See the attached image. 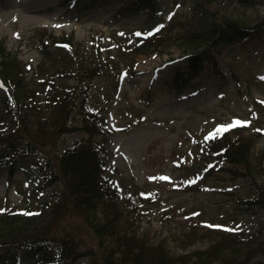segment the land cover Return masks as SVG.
<instances>
[{
    "label": "rangeland",
    "instance_id": "1",
    "mask_svg": "<svg viewBox=\"0 0 264 264\" xmlns=\"http://www.w3.org/2000/svg\"><path fill=\"white\" fill-rule=\"evenodd\" d=\"M129 1L0 0V49L5 48V58H16L20 63L6 84L11 87L29 67L32 76L25 82L30 81L29 87H35L34 81L48 83L38 75L42 54L48 51L51 59H57L55 55L60 52L49 47V39L70 42L74 55L63 51L66 57L59 60L64 65L75 56L84 65L108 64L106 73L99 75L96 71V77L85 82L89 85L86 111L105 109L111 153L107 174L121 196L138 192L127 198L128 207L124 205L138 233H148L180 254L215 242L222 230L205 225L239 226V230L248 232L264 230V210L249 202L255 197L256 187L264 184V8L254 0H245V5L236 0H158L157 10L141 12L143 20H139ZM20 14L35 20L25 22ZM224 22L232 31L259 28L237 42H212ZM153 26L152 38L146 34L137 44L131 38L135 30ZM189 44L193 46L188 48ZM207 48L212 54L219 49L214 54L215 62L204 60L190 76L183 56ZM178 71H184V75L178 77ZM178 78L188 83L180 85ZM56 85L65 89L74 86L73 79ZM42 98L38 114L30 111L26 124L29 138L37 141L41 150L40 142L49 136L57 137L56 149L81 138L77 131L55 134V121L61 114L46 108ZM75 110L69 116L70 125L81 119ZM234 119L249 121L247 127L226 133L230 139L241 134L254 140L255 169L251 177L239 165L237 156L231 158L236 164L213 159L210 140L204 139ZM6 125L18 133L13 123ZM25 131L18 134L24 136ZM16 136H0L1 159L4 154L10 159L22 156L10 152ZM4 137L10 138L5 144ZM45 149L53 150L49 145ZM210 161L213 165L207 171L205 165ZM155 177L169 179H152ZM13 179L10 183L7 170L0 168V215L5 212L8 216L13 211L24 221L29 215L21 213L33 211L23 210L17 186L21 183L23 190L29 184L20 171ZM191 180L196 183H188ZM50 195L47 190L39 197L49 200ZM79 222L74 218L59 222L42 218L39 223L48 226L50 232L46 227L40 232L48 233L46 238L55 237L52 234L71 231ZM26 233L0 236V264H56V256L35 253L37 230L32 227ZM81 235L93 245L89 231Z\"/></svg>",
    "mask_w": 264,
    "mask_h": 264
},
{
    "label": "trees",
    "instance_id": "2",
    "mask_svg": "<svg viewBox=\"0 0 264 264\" xmlns=\"http://www.w3.org/2000/svg\"><path fill=\"white\" fill-rule=\"evenodd\" d=\"M236 1L245 4V0ZM254 1L264 7V0ZM131 2L137 8L149 10H155L157 5L156 0ZM225 26L223 24L221 28ZM253 30L256 29H237L234 33L219 32L216 40L232 43ZM56 49L61 50L57 47ZM3 52L4 49H0V85H3L0 91V127L5 126L6 129L0 132V136L17 134L15 148L10 152L22 156L10 159L4 154L5 157L2 159L0 157V160H4L3 168L8 170L11 182L14 180L15 172L21 171L32 186L31 195L42 194L50 187L51 195L49 200L39 197V199L34 198V201H30L29 195H26L25 206L39 209L24 221L16 218L12 212L8 216L2 213L0 236L13 233H16V236L26 235V232L34 227V230H37V233H34V241L37 243L35 253L55 255L66 264H264V230L252 233L244 230L218 233L214 244L202 250L182 254L172 253L164 242H154L148 235H137L132 229V223H128L122 203L118 201L117 193L106 175L105 165L109 152L102 130V120L97 119L100 117L98 114H85L83 111L87 88L82 90V84L96 77L97 68H91L89 64L83 63H75L71 68L66 65L59 68L56 61L45 57V63L53 66L44 68L45 63H43L40 68L43 73L40 78L43 81L49 79L48 84L51 85L52 81H67L72 77L76 79L78 86L64 91L51 85L46 90L43 84L34 82L35 87L31 88L25 83L28 73L25 69L15 84L9 87L7 84L13 76L12 72L19 69L20 63H16V59L5 58ZM187 59L189 71L194 73L203 59L212 58L208 52H196L188 55ZM40 93H43V96ZM48 96L53 99L48 100L51 99ZM41 98L46 102L44 104L46 108L59 111L61 114V118L55 121L54 125L56 135L75 130L76 127L67 126V121L72 109L79 105V114L82 115V127H79V131L84 137L71 146L56 149L57 137L49 136L47 141L44 139L40 142L44 148L41 150L37 141L29 138L26 125L30 119V111L37 115L41 109L43 105ZM8 123H13L18 133L26 130L24 136L18 134L13 127L6 125ZM9 139V137L2 138L3 144ZM211 140L209 149L215 154L214 156L232 162H234L232 156H237L239 158L237 162L246 170V175L251 177L253 174L251 170L254 169L251 166L252 141L242 137L230 139L227 134L222 138ZM47 145L53 150H46ZM3 152L4 150L1 151ZM7 158L10 160L5 161ZM20 193L30 194V192ZM254 193L255 201L250 203L264 210V184L257 186ZM42 218H50L58 222L77 218L82 225H74L71 231H62L61 234H52L55 237L46 238L49 234L40 232L41 227H46L48 232L50 231L48 226L39 223ZM82 231L91 233L94 245H89V242L82 238Z\"/></svg>",
    "mask_w": 264,
    "mask_h": 264
},
{
    "label": "snow or ice",
    "instance_id": "3",
    "mask_svg": "<svg viewBox=\"0 0 264 264\" xmlns=\"http://www.w3.org/2000/svg\"><path fill=\"white\" fill-rule=\"evenodd\" d=\"M169 19H171V17H169ZM160 27H163L162 25ZM156 31H159V28L156 29ZM153 33H148L149 36H151ZM136 36H140L141 33H135ZM261 79H264V77H261ZM3 85H0V88H2ZM249 125V121H240L237 119H234L231 121V123L227 124V125H222V126H218L215 129V132L210 134L208 137L205 138V140H210V139H215L221 135H223L224 133L234 129V128H240V127H247ZM260 131V130H257ZM152 179H158V180H165L167 181L169 178L168 177H155ZM188 183H196V180H191ZM22 215H33L32 213H27V212H23L21 213ZM205 227L208 228H212V229H218V230H222L225 232H235L239 230V226H237L236 228H228V227H224V226H220V225H205Z\"/></svg>",
    "mask_w": 264,
    "mask_h": 264
},
{
    "label": "bare ground",
    "instance_id": "4",
    "mask_svg": "<svg viewBox=\"0 0 264 264\" xmlns=\"http://www.w3.org/2000/svg\"><path fill=\"white\" fill-rule=\"evenodd\" d=\"M27 8V7H26ZM21 12L23 11V10H20ZM26 11V10H25ZM32 13V12H31ZM20 15H22V18H24V20H25V22H32V21H34L35 20V18L34 17H27V16H24L23 14H20ZM56 19V18H55Z\"/></svg>",
    "mask_w": 264,
    "mask_h": 264
}]
</instances>
